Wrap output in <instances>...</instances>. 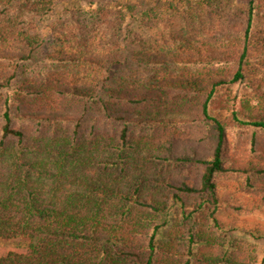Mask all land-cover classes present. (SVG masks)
<instances>
[{"label":"trees","instance_id":"obj_1","mask_svg":"<svg viewBox=\"0 0 264 264\" xmlns=\"http://www.w3.org/2000/svg\"><path fill=\"white\" fill-rule=\"evenodd\" d=\"M246 1L0 0V239L29 241L0 264H264L238 238L264 240L242 219L264 211V0ZM180 15L208 47L131 38Z\"/></svg>","mask_w":264,"mask_h":264},{"label":"rangeland","instance_id":"obj_2","mask_svg":"<svg viewBox=\"0 0 264 264\" xmlns=\"http://www.w3.org/2000/svg\"><path fill=\"white\" fill-rule=\"evenodd\" d=\"M56 3L57 7L60 9L65 5L71 3H80L83 6H89L91 3H106L108 5L119 6L121 4H126L127 2H131L133 4L136 3V0H52ZM235 6H245L246 0H233ZM126 2V3H125ZM184 5L187 3L185 1L182 2ZM182 5H179V7ZM183 10V6L182 9ZM179 19L174 21L176 25L167 29H142L136 23L128 22V29L130 30L131 38L142 37L145 40L146 46L150 47L155 53L159 50V47L162 45L161 40L158 39V36L161 35L160 32L164 30L166 34V39H169V33H174L175 41H173L172 45L174 47L185 46L187 42L191 43L192 47H208L211 40L208 37V34L205 32L208 25H206L205 19H200L198 17L190 16L185 18L184 16H179ZM206 25V26H205ZM133 33V34H132ZM172 41V40H171ZM246 199V196H243ZM242 219L247 220V224L251 225L255 220H264V211L263 212H254L251 214H243ZM167 233V231L165 232ZM238 238L246 241V243L256 250V254L259 256L264 255V240L255 241L244 233L239 232ZM29 248V241L27 239H13V240H1L0 239V257L5 256L11 252L26 254ZM263 257V256H262Z\"/></svg>","mask_w":264,"mask_h":264}]
</instances>
